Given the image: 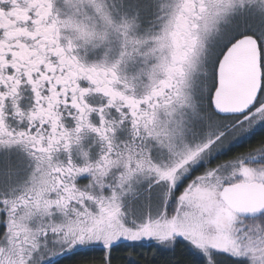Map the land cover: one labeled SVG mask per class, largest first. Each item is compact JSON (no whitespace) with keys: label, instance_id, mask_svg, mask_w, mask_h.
I'll return each mask as SVG.
<instances>
[{"label":"snow or ice","instance_id":"obj_1","mask_svg":"<svg viewBox=\"0 0 264 264\" xmlns=\"http://www.w3.org/2000/svg\"><path fill=\"white\" fill-rule=\"evenodd\" d=\"M66 261L264 264V0H0V264Z\"/></svg>","mask_w":264,"mask_h":264},{"label":"trees","instance_id":"obj_2","mask_svg":"<svg viewBox=\"0 0 264 264\" xmlns=\"http://www.w3.org/2000/svg\"><path fill=\"white\" fill-rule=\"evenodd\" d=\"M85 258H87V257H85ZM65 264H71V261H66Z\"/></svg>","mask_w":264,"mask_h":264}]
</instances>
